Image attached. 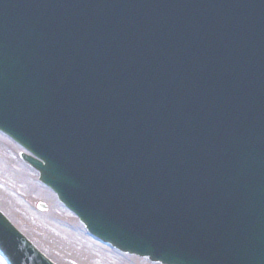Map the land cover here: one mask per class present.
I'll return each mask as SVG.
<instances>
[{"label": "water", "instance_id": "95a60500", "mask_svg": "<svg viewBox=\"0 0 264 264\" xmlns=\"http://www.w3.org/2000/svg\"><path fill=\"white\" fill-rule=\"evenodd\" d=\"M17 1L18 0H9L10 7L12 10H14V12L11 11L8 6L3 5L1 8L0 18H11L13 15H16L20 21L26 20V15H24L26 14V12H23L24 8H17ZM205 1L212 9L217 11L216 8L211 4L210 0ZM32 3L37 5L39 3V0H19V4L24 5L26 9H30L29 7ZM223 9L226 13L231 14V2L224 1ZM241 13L245 12L241 10ZM5 23V20L0 19L1 30H5ZM9 36L10 33H6L0 36V128L11 134L22 143L26 142L27 139H30L27 137V134L29 133H27V128H25L24 126L26 124L29 125V120L35 121L36 119H39V110L44 116L43 119L40 120V123L43 124L44 127L51 126L52 124L55 128H62L63 123L53 121V119L58 120V116H54L52 111V104L55 100H57L55 95H51L49 92L42 88L36 89L35 84L39 85L38 82L32 80V84H27V82H25V76H19L16 69V52L14 46L9 43ZM26 64L27 65H25L24 69L21 70L22 74L30 71V65L32 64V61H28L26 62ZM43 69V65L37 66L35 69V74L39 75V73L41 72V70L43 71ZM178 75L182 76L183 74L178 73ZM200 75V69H195L192 74H190V78L196 80V78L198 79L199 77H201ZM182 79L180 77L178 80L182 81ZM42 81L45 84L46 78L42 79ZM191 81L193 85H197V82H193V80ZM19 83H22V88H20ZM25 87H28L29 89ZM165 100L169 105L170 112L172 114H175L176 110H179V104L176 102L177 100L174 99V97L171 95H167ZM159 104L163 105L160 102ZM243 108L248 110L252 107L249 103L245 104ZM196 109V104L187 107L185 109L184 118L186 120L190 118L205 119V121L208 122L209 118L211 117V120L214 121L217 126L219 125L221 109L217 102L212 109L211 107L209 109H202V113L194 112V110ZM234 112H237L236 106L226 109V113L228 115H231ZM21 119L22 122H16L18 120L21 121ZM233 119L236 125L242 126L244 124V121L242 119ZM17 131L18 133H16ZM64 131L67 133L65 134L68 136L69 142L61 149H57L55 145H48L43 141L42 143H40L43 148V152L48 153L51 156L47 157L46 160V162H49L51 166H49V169L47 170L46 168L48 167H41V172H43V174L46 173V175L50 177L53 182L55 180H58L67 184H80L76 175V170H80L82 171V173L85 172L90 174L93 172L92 170H96L100 167V161L96 158V147L90 145L86 139L80 140V133L76 132L74 128L67 127ZM59 132H62V130H59ZM208 134L209 133H205L204 135L205 137L202 151H207L206 149L208 148L209 144ZM165 142V140L156 141L158 145H163ZM192 154H194L193 151ZM35 164L38 167L40 165L36 162ZM155 165L156 166H146L142 169L137 168V170L133 172V174H137V176L139 177V181H142V178L146 177L144 173L148 172L149 169H152L154 175L157 172V176L155 175L154 178L150 177V182H148L149 184L146 185L145 188H138L136 186L133 194L137 198L131 199V202L129 204L132 205H129L128 207L123 206V208L116 207V209H114L113 211H106L104 213L99 211L96 217L90 215V220H88V223L95 226L96 229L101 227L98 232L100 234L103 233L104 239L110 241L123 250L135 252L133 247H131L132 245L127 241L128 232L125 227H128V224L132 223V221L137 218V213L140 212L144 213V215H154V219L149 223L148 226L156 229L158 228L162 218V213H160L156 209H159V207L163 206L173 207L176 205V202L182 198L184 200H189L188 195L180 189L176 180H180L184 183L189 184V186L192 187L191 190L193 191L199 185L198 184L194 187L192 182H190L196 180L197 175L195 172H193V170L183 171L187 169L186 165H181L177 168L173 167L172 165L168 166L167 164L161 165L159 163H156ZM43 177L44 175H42V179ZM135 183L136 182L134 180V183L130 186L133 187ZM90 189L91 187L86 188L84 193L86 195L89 194ZM80 197L81 195L76 197V200H78ZM125 197L127 199V195L122 196V199H125ZM215 197L216 194L213 195L210 201H212ZM84 200L86 203L95 202V200L91 196ZM209 204L211 206L216 205L214 202H210ZM200 212L202 214V211ZM261 215H264V212H261L259 214L254 204L250 206L248 205L247 199H244L243 197L227 198V203L219 205L217 210L210 209L208 211H205V213L202 214V220L215 216L221 219L222 223L218 219V221L214 223L213 227V231L217 234L219 254H223L224 251L231 253L239 251L240 249H244V251H249L248 257H250L255 254V250H258V246L262 247L263 245L262 232L264 233V228L263 230H261L260 228L259 216ZM217 217L215 218L217 219ZM88 223L87 225L91 229L92 227ZM244 233H246L250 238H253L254 235L257 234V243L253 244L252 239L242 240L240 236L241 234L244 236ZM137 250L142 252V254H149L153 256V254H150V249L145 250L137 248ZM197 251L201 253L203 252L202 249L190 250L189 253H187L188 257H186V259H183V262L181 263L179 262V258H181L180 256H176L174 260H169L165 257L159 258L163 262L171 263L210 264L208 260L200 261V257ZM229 263L232 264L233 260H229Z\"/></svg>", "mask_w": 264, "mask_h": 264}, {"label": "rangeland", "instance_id": "374dc122", "mask_svg": "<svg viewBox=\"0 0 264 264\" xmlns=\"http://www.w3.org/2000/svg\"><path fill=\"white\" fill-rule=\"evenodd\" d=\"M14 150L8 141L0 137V196L7 200L3 202L14 212L11 215L14 222L49 257L60 264H80V258L105 264L131 260L107 252L88 241L81 231L79 235L77 230L67 227L69 215L45 195L44 190L36 184L34 173L13 158ZM4 167L7 170L4 171ZM38 202L45 203L47 209L36 211L33 204Z\"/></svg>", "mask_w": 264, "mask_h": 264}]
</instances>
